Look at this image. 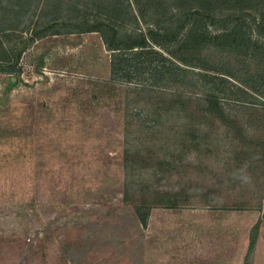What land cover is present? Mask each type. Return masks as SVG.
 Instances as JSON below:
<instances>
[{"label": "rangeland", "instance_id": "1", "mask_svg": "<svg viewBox=\"0 0 264 264\" xmlns=\"http://www.w3.org/2000/svg\"><path fill=\"white\" fill-rule=\"evenodd\" d=\"M17 1L0 0V264H264V63L217 64L220 110L181 78L112 80L99 33L63 29L72 5Z\"/></svg>", "mask_w": 264, "mask_h": 264}, {"label": "trees", "instance_id": "2", "mask_svg": "<svg viewBox=\"0 0 264 264\" xmlns=\"http://www.w3.org/2000/svg\"><path fill=\"white\" fill-rule=\"evenodd\" d=\"M49 1L60 9L72 5L71 10L78 13L79 24L59 25L66 32L99 33L110 52L112 80L133 82L137 78V85L150 81L153 90L163 80L181 78L180 85L204 90L203 101L221 110L223 102L218 100L228 88L231 73L217 64L231 54L243 59L258 57L264 63V13L255 8H227V0H221L217 9L213 0H173L171 6H162L164 0H99L90 11L79 13L86 6L79 0H18L16 9L25 3L30 11L32 4Z\"/></svg>", "mask_w": 264, "mask_h": 264}]
</instances>
